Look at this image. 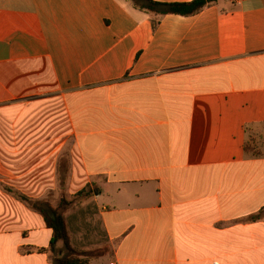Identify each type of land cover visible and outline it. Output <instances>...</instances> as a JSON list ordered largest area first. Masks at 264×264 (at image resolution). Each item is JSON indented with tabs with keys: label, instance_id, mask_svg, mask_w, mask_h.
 <instances>
[{
	"label": "crops",
	"instance_id": "crops-1",
	"mask_svg": "<svg viewBox=\"0 0 264 264\" xmlns=\"http://www.w3.org/2000/svg\"><path fill=\"white\" fill-rule=\"evenodd\" d=\"M255 134L264 0H0V264H52L51 229L9 192L42 200L62 172L110 246L88 264H264Z\"/></svg>",
	"mask_w": 264,
	"mask_h": 264
},
{
	"label": "rangeland",
	"instance_id": "rangeland-1",
	"mask_svg": "<svg viewBox=\"0 0 264 264\" xmlns=\"http://www.w3.org/2000/svg\"><path fill=\"white\" fill-rule=\"evenodd\" d=\"M250 137L252 138V143L255 145L262 143L264 140L261 134L250 135ZM59 177L61 180L60 189L48 191L42 200L47 201L53 207H60L65 217L70 243L75 249L88 252L89 260L108 255L110 246L106 242L92 193L89 194L86 190L76 195L74 194V190L67 189V174L62 172ZM9 193L15 199L22 200L20 192ZM23 196L30 198L27 195ZM62 198L67 204L63 203L59 206ZM23 202L25 204V201Z\"/></svg>",
	"mask_w": 264,
	"mask_h": 264
},
{
	"label": "trees",
	"instance_id": "trees-1",
	"mask_svg": "<svg viewBox=\"0 0 264 264\" xmlns=\"http://www.w3.org/2000/svg\"><path fill=\"white\" fill-rule=\"evenodd\" d=\"M130 1L135 7L144 11L152 12L156 15L177 14L182 16H189L199 12L205 6L212 4L216 0H190L186 2H158L154 0ZM83 192H85V190L79 192V194ZM20 197L31 208H33L41 215L45 225L52 231L49 250L53 253L56 252L52 258V264H88L89 253L75 249L70 243L65 223V217L60 207H53L44 200H35L23 195H20ZM63 203L67 204V202L62 198L60 200L59 206H61ZM263 217L264 208H262L256 214L250 216V219L257 220ZM58 243L61 244L60 250L62 253H59L57 250L56 245Z\"/></svg>",
	"mask_w": 264,
	"mask_h": 264
}]
</instances>
